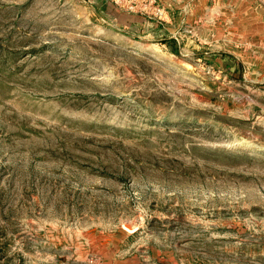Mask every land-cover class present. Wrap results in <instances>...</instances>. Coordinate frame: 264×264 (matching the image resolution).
I'll return each instance as SVG.
<instances>
[{
	"label": "rangeland",
	"instance_id": "374dc122",
	"mask_svg": "<svg viewBox=\"0 0 264 264\" xmlns=\"http://www.w3.org/2000/svg\"><path fill=\"white\" fill-rule=\"evenodd\" d=\"M149 1L0 0V264H264V0Z\"/></svg>",
	"mask_w": 264,
	"mask_h": 264
},
{
	"label": "built area",
	"instance_id": "2783aa9c",
	"mask_svg": "<svg viewBox=\"0 0 264 264\" xmlns=\"http://www.w3.org/2000/svg\"><path fill=\"white\" fill-rule=\"evenodd\" d=\"M119 3V4H123V5H128L130 7H135V5L137 4L136 3V0H128V1H123L122 0H116V3ZM154 1L153 0H150L149 3H153Z\"/></svg>",
	"mask_w": 264,
	"mask_h": 264
}]
</instances>
